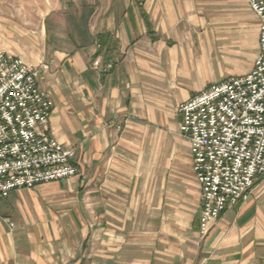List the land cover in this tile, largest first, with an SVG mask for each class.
I'll list each match as a JSON object with an SVG mask.
<instances>
[{
    "label": "crops",
    "instance_id": "0c3cea01",
    "mask_svg": "<svg viewBox=\"0 0 264 264\" xmlns=\"http://www.w3.org/2000/svg\"><path fill=\"white\" fill-rule=\"evenodd\" d=\"M260 26L247 0H0V51L39 69L79 174L0 196V264H264V178L203 235L177 114L249 74Z\"/></svg>",
    "mask_w": 264,
    "mask_h": 264
},
{
    "label": "built area",
    "instance_id": "2783aa9c",
    "mask_svg": "<svg viewBox=\"0 0 264 264\" xmlns=\"http://www.w3.org/2000/svg\"><path fill=\"white\" fill-rule=\"evenodd\" d=\"M259 19L260 52L253 69L182 103L180 135L190 143L201 190V233L228 208L247 201L264 178V0H247ZM96 70L113 69L93 62ZM39 69L0 51V196L77 177L75 150L50 133L54 103Z\"/></svg>",
    "mask_w": 264,
    "mask_h": 264
}]
</instances>
